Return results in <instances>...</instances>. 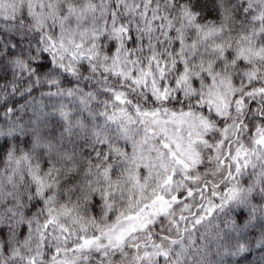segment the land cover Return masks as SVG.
Returning <instances> with one entry per match:
<instances>
[{"label": "clouds", "instance_id": "1", "mask_svg": "<svg viewBox=\"0 0 264 264\" xmlns=\"http://www.w3.org/2000/svg\"><path fill=\"white\" fill-rule=\"evenodd\" d=\"M0 264H264V0H0Z\"/></svg>", "mask_w": 264, "mask_h": 264}]
</instances>
